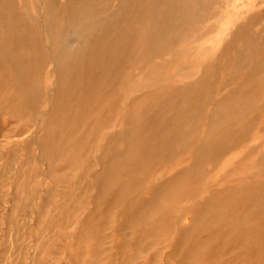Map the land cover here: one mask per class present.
<instances>
[{"label":"rangeland","instance_id":"1","mask_svg":"<svg viewBox=\"0 0 264 264\" xmlns=\"http://www.w3.org/2000/svg\"><path fill=\"white\" fill-rule=\"evenodd\" d=\"M0 264H264V0H0Z\"/></svg>","mask_w":264,"mask_h":264},{"label":"bare ground","instance_id":"2","mask_svg":"<svg viewBox=\"0 0 264 264\" xmlns=\"http://www.w3.org/2000/svg\"><path fill=\"white\" fill-rule=\"evenodd\" d=\"M208 8V7H207ZM233 15V14H232ZM239 15V14H238ZM239 17V16H237ZM241 17V16H240ZM244 19V17H242ZM241 27V26H240ZM247 32V31H246ZM187 34V33H186ZM245 34V33H244ZM207 40V39H206ZM258 40V39H257ZM233 49V48H232ZM245 53V52H244ZM227 80V79H226ZM193 88V87H192ZM262 92V91H261ZM200 97V96H199ZM213 102V101H212ZM159 106V105H158ZM222 115V114H221ZM213 116V115H212ZM193 132V131H192ZM194 150V149H193ZM206 152V151H205ZM148 205V204H147ZM240 219V218H239Z\"/></svg>","mask_w":264,"mask_h":264}]
</instances>
